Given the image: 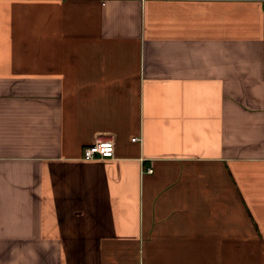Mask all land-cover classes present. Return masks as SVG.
Segmentation results:
<instances>
[{
    "label": "crops",
    "instance_id": "0c3cea01",
    "mask_svg": "<svg viewBox=\"0 0 264 264\" xmlns=\"http://www.w3.org/2000/svg\"><path fill=\"white\" fill-rule=\"evenodd\" d=\"M0 264H264V0H0Z\"/></svg>",
    "mask_w": 264,
    "mask_h": 264
},
{
    "label": "built area",
    "instance_id": "2783aa9c",
    "mask_svg": "<svg viewBox=\"0 0 264 264\" xmlns=\"http://www.w3.org/2000/svg\"><path fill=\"white\" fill-rule=\"evenodd\" d=\"M137 139H134L136 141ZM116 155V145L111 140L95 142L84 149L83 158L86 161L110 159Z\"/></svg>",
    "mask_w": 264,
    "mask_h": 264
}]
</instances>
